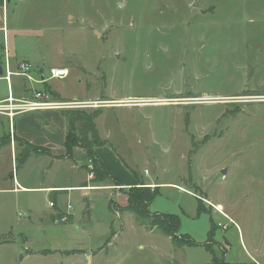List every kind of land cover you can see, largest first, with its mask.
<instances>
[{
	"label": "rangeland",
	"instance_id": "1",
	"mask_svg": "<svg viewBox=\"0 0 264 264\" xmlns=\"http://www.w3.org/2000/svg\"><path fill=\"white\" fill-rule=\"evenodd\" d=\"M2 5L0 44L10 38L17 56L38 62L45 77L52 67L68 68L46 90L86 102L98 95L106 102L156 100L82 110H103L96 124L121 165L118 178L135 179L132 190L159 185L149 213L177 215L179 233L196 244L174 246L135 214L119 211L129 191L122 185L100 191L93 205L75 195L68 204L59 192L49 198L2 191L23 176L33 187L70 176L22 171L14 158L24 143L4 136L10 142L0 149V264H213L210 251L220 264H264V0ZM6 92L0 81V96ZM59 211L64 218L51 224L49 214ZM210 223L214 233L207 236Z\"/></svg>",
	"mask_w": 264,
	"mask_h": 264
},
{
	"label": "crops",
	"instance_id": "2",
	"mask_svg": "<svg viewBox=\"0 0 264 264\" xmlns=\"http://www.w3.org/2000/svg\"><path fill=\"white\" fill-rule=\"evenodd\" d=\"M7 2L9 0H6ZM9 41L8 38L3 36V42L0 44V50L2 53H0V57L3 61L5 53L8 56L9 66L12 70L16 68L15 65H11V62H15L14 64L18 65L19 62L25 61L28 64L34 66L36 68V71H38L41 74H44L43 69L39 66L35 65L36 63H33L30 61V59L27 58L26 55H21L23 57L17 56L16 50H13L9 47ZM4 52V54H3ZM20 57L17 59V57ZM15 57V60L13 59ZM15 66V67H14ZM60 68H67V67H60ZM68 69V68H67ZM69 74V70H68ZM17 77H11L12 81V91L13 95L21 98L23 95V88H22V80L18 79ZM0 81H4L0 77ZM48 83V82H47ZM47 83L40 85L41 88H47ZM50 93L54 92V96L61 100H67L62 99L59 94L56 93V91H52L50 88L48 90ZM53 94V93H51ZM6 96V95H5ZM0 96V100L5 98ZM99 95L96 99H92V101H96L98 99ZM109 100H115V101H123L124 99H110ZM123 106L119 105H113L110 107H106L108 109L110 108H122ZM103 111V110H102ZM102 111L100 115L102 114ZM99 115V116H100ZM98 116V117H99ZM0 117V138H3L4 136H9V138L17 139L23 143H29L32 146L35 147H41L47 151H49L51 156L48 155H30V157L23 162L22 171L24 168H27L30 166V168H33V170L36 171L37 175L45 174L48 175L50 172L54 171H66L70 174L69 181L67 183H52V184H46V185H39V186H28L24 184L23 179L25 178L20 177L19 180H16V188H10L8 189H2V191H12V192H39L43 191L47 196L50 198L54 196V192L57 193L58 196L62 195L66 202L69 204L70 198H73L75 195L77 198L76 200L82 204H85L86 201L90 202L92 205L94 202H96L98 199V194L101 195L100 191L109 190V186H97L96 184H92L90 181L88 182V176H83L84 170H86V167L89 166V159L87 158V154L85 153V150H82L79 147L73 148L72 151V157L67 159H54L53 156L59 157V156H65V149H64V137L67 130V125L65 122V118L62 115V112L58 111H38L37 113H31V114H25L20 117H17L13 120V123L10 126H4V124L1 122ZM98 119V118H97ZM95 120V124L96 121ZM3 124V125H2ZM96 128L99 134V137L101 139H104L108 142V139L102 138L99 133L98 124H96ZM7 146V145H6ZM24 148V147H23ZM23 150V149H22ZM22 152V151H21ZM19 152L18 155L21 153ZM95 153L97 154L98 158L104 163V165L111 171V174L114 178H117L120 181V184H122L123 188H130L131 186L138 185L137 181L135 179H129L127 181L122 182V180L118 177H120L119 173L117 175L116 170L121 171V165L118 164L117 159L115 158V155L112 154V152L108 149L106 145L100 146L99 148L95 149ZM17 156L14 158L16 161ZM18 176V172H17ZM10 178L13 180V174L10 176ZM14 182V180H13ZM24 184V185H23ZM159 186V185H156ZM49 205V204H48ZM68 206V205H67ZM123 207V206H121ZM65 208V207H64ZM63 209V207L61 208ZM57 210H60V208H57ZM61 211V210H60ZM59 211V212H60ZM61 213V212H60ZM68 213V212H67ZM54 216L52 214H49V222L52 224V218ZM55 222V221H54ZM79 227V226H78ZM42 230H46L45 227H41ZM28 255H26L27 257ZM21 257V258H26ZM20 258V259H21ZM22 260V259H21Z\"/></svg>",
	"mask_w": 264,
	"mask_h": 264
},
{
	"label": "trees",
	"instance_id": "3",
	"mask_svg": "<svg viewBox=\"0 0 264 264\" xmlns=\"http://www.w3.org/2000/svg\"><path fill=\"white\" fill-rule=\"evenodd\" d=\"M3 4V0H0V5ZM2 58L0 57V61ZM18 67V65H17ZM16 67V68H17ZM16 68L14 70H16ZM24 93H27V89L23 87ZM54 95V92H51ZM101 111H84V110H67L62 111V115L65 118L67 125L66 134L64 137V149L65 156H53L54 159H63L71 158L73 148L79 147L82 150H85L87 158L91 162L93 180L90 182L96 184L97 186H115L122 185L117 178H114L111 174V171L104 165V163L98 158L95 153V149L100 146L107 144V141L99 137L95 120L100 115ZM0 138V149L10 142H2ZM16 142H20L15 139ZM30 155H48L51 156L49 151L41 148L30 145L29 143H24V148L22 152L17 155L16 158V167L22 165ZM159 187H154L150 189L149 187L145 188H136L132 190L129 188V191L125 193L127 204L123 207H119V211L135 214L138 218L147 222L152 228H156L161 234L163 233L167 236L171 243L174 246L182 245V243L187 244L188 246L195 245L196 243L191 240V238L186 234L179 233L180 221L177 215L167 214V213H149V205L154 199L155 195L158 192ZM201 203L197 201V211H202ZM56 217L62 218L60 212L57 216L53 217L51 220L54 221ZM211 229L208 232L207 236H210L214 233L213 226L210 223ZM213 264H220L217 262V258L210 251Z\"/></svg>",
	"mask_w": 264,
	"mask_h": 264
},
{
	"label": "built area",
	"instance_id": "4",
	"mask_svg": "<svg viewBox=\"0 0 264 264\" xmlns=\"http://www.w3.org/2000/svg\"><path fill=\"white\" fill-rule=\"evenodd\" d=\"M3 66V75L1 78L6 81L7 92L6 97L0 100V117L8 119L7 125L11 127L13 120L25 114L37 113L38 111H67V110H82L83 108H98L110 107L113 105L128 106V105H155L156 100L146 99H128L126 101H112L106 102L102 100L97 101H76L73 99L61 100L51 94L46 88H41L51 79L63 80L68 75V69L60 67H52L49 70L48 77L36 71V68L25 61L18 63L16 70H12L9 66L8 56L5 53L4 59L1 62ZM11 77H17L22 80V88L25 86L27 93H24L21 98L13 95V87ZM154 103V104H153ZM91 168V162L88 166ZM93 173L89 171L88 178H92ZM53 204L49 203V207ZM71 206H67L70 210ZM64 218V216H62ZM62 218V219H63Z\"/></svg>",
	"mask_w": 264,
	"mask_h": 264
},
{
	"label": "water",
	"instance_id": "5",
	"mask_svg": "<svg viewBox=\"0 0 264 264\" xmlns=\"http://www.w3.org/2000/svg\"><path fill=\"white\" fill-rule=\"evenodd\" d=\"M196 2L194 3V7L196 6ZM3 75V66H1V64H0V77ZM222 174H223V172H222Z\"/></svg>",
	"mask_w": 264,
	"mask_h": 264
}]
</instances>
